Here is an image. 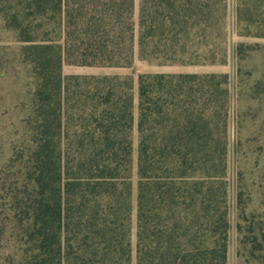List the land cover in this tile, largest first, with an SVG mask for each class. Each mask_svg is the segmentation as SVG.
Here are the masks:
<instances>
[{
	"label": "trees",
	"instance_id": "16d2710c",
	"mask_svg": "<svg viewBox=\"0 0 264 264\" xmlns=\"http://www.w3.org/2000/svg\"><path fill=\"white\" fill-rule=\"evenodd\" d=\"M20 1L7 23L24 43L34 92L22 184L9 193L19 264H131L134 212L136 264H227L229 77L144 73L136 100L132 76L64 75L65 64L132 66L135 0ZM215 5L140 0V56L199 64L191 49L206 45ZM51 22L63 42L49 29L35 36ZM244 230L240 248L264 259L259 237Z\"/></svg>",
	"mask_w": 264,
	"mask_h": 264
},
{
	"label": "rangeland",
	"instance_id": "374dc122",
	"mask_svg": "<svg viewBox=\"0 0 264 264\" xmlns=\"http://www.w3.org/2000/svg\"><path fill=\"white\" fill-rule=\"evenodd\" d=\"M20 3V0H0V228L3 219L9 217L0 239V264H19L20 257L16 258L15 254L19 248L22 229L13 221V203L9 199V193L11 188L22 184L20 175L23 164L18 156L31 132L29 125L34 79L31 67L23 62L21 56L24 43L20 41L15 27L7 23V15L10 16L14 8H20ZM22 3L23 8L26 1L23 0ZM139 11L140 0H135V55L131 67L65 64L63 73L132 76L136 100L140 74L227 75L231 95L227 173L231 231L227 264H264V259L250 255L251 245L240 248L238 233V225L242 224L245 228L244 235H257L264 249L261 231L264 225V0H216L215 22L206 45L202 43L199 48L196 46L191 49L192 53L195 52L194 56L200 54L197 59L199 64L167 63L161 59L141 57L138 45ZM37 22L38 20L32 21V29L36 28ZM27 23H31V20L25 24ZM46 29L52 30V36L63 42V32L57 22L38 28L35 36L44 37ZM133 140L135 174L138 148L136 125ZM131 227V264H136L135 212ZM260 250L258 253L264 254V250Z\"/></svg>",
	"mask_w": 264,
	"mask_h": 264
}]
</instances>
